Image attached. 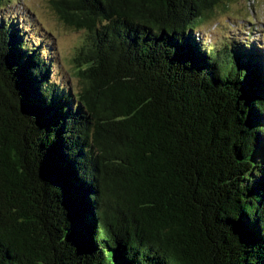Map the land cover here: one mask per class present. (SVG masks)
<instances>
[{
  "label": "trees",
  "instance_id": "trees-1",
  "mask_svg": "<svg viewBox=\"0 0 264 264\" xmlns=\"http://www.w3.org/2000/svg\"><path fill=\"white\" fill-rule=\"evenodd\" d=\"M13 1L0 264H264V49L196 34L233 0H50L74 92Z\"/></svg>",
  "mask_w": 264,
  "mask_h": 264
},
{
  "label": "rangeland",
  "instance_id": "rangeland-1",
  "mask_svg": "<svg viewBox=\"0 0 264 264\" xmlns=\"http://www.w3.org/2000/svg\"><path fill=\"white\" fill-rule=\"evenodd\" d=\"M7 8L15 9L13 15L24 17L22 25L34 41L47 43L41 48L47 47L57 63L52 78L55 81L59 78L73 92L79 89L73 57L86 32L65 25L50 0H14ZM196 34L215 43L253 41L264 49V0H233L227 7L217 9Z\"/></svg>",
  "mask_w": 264,
  "mask_h": 264
},
{
  "label": "water",
  "instance_id": "water-1",
  "mask_svg": "<svg viewBox=\"0 0 264 264\" xmlns=\"http://www.w3.org/2000/svg\"><path fill=\"white\" fill-rule=\"evenodd\" d=\"M0 84H3L2 85V88H3V90L5 91V92H8L9 91V98H12L11 96L13 95L12 94V91H10L9 89H8V87H7V85H6V80L4 79H1L0 78ZM15 95V96H14ZM14 95H13V97H15L16 98V94L14 93ZM20 98V97H19ZM21 99V98H20ZM12 102H13V99H10ZM18 101V100H17ZM14 103V102H13Z\"/></svg>",
  "mask_w": 264,
  "mask_h": 264
}]
</instances>
